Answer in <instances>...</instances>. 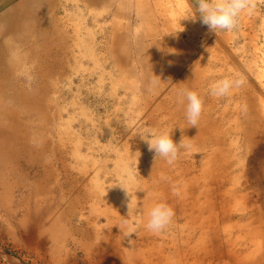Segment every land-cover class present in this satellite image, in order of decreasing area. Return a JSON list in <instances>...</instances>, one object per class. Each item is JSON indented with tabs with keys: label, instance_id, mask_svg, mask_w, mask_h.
<instances>
[{
	"label": "rangeland",
	"instance_id": "374dc122",
	"mask_svg": "<svg viewBox=\"0 0 264 264\" xmlns=\"http://www.w3.org/2000/svg\"><path fill=\"white\" fill-rule=\"evenodd\" d=\"M251 2L216 34L186 19L196 0H0V264H264V0ZM225 77L243 84L213 97ZM184 88L203 100L198 128ZM149 130L191 150L155 162ZM161 202L174 216L154 234Z\"/></svg>",
	"mask_w": 264,
	"mask_h": 264
},
{
	"label": "clouds",
	"instance_id": "9594fccd",
	"mask_svg": "<svg viewBox=\"0 0 264 264\" xmlns=\"http://www.w3.org/2000/svg\"><path fill=\"white\" fill-rule=\"evenodd\" d=\"M252 7L251 0H196L195 12L190 13L186 19H190L193 23L199 20L202 25L208 27L210 32L216 34L218 32L230 33L237 29L242 14L250 11ZM156 78L159 77L154 75L153 85L157 83ZM242 84L243 81L240 79L225 77L210 85V94L213 97H224L229 95L234 88L241 87ZM179 95L181 103L186 101L185 115L188 123L192 127L198 128L197 125L204 106L202 98L196 91L188 88L182 89ZM140 138L146 143L148 151L154 153L155 162L158 158H162L167 164L173 165L181 154V150H191V145L186 143L185 136H182L179 143H177L174 142L172 134L166 130H149L147 136L141 134ZM148 195L150 194H147L146 199ZM126 196L130 198L127 203L130 213L132 211L133 198L127 190ZM146 216V229L151 233L160 234L172 222L174 211L166 203L161 202L151 207L147 211Z\"/></svg>",
	"mask_w": 264,
	"mask_h": 264
}]
</instances>
